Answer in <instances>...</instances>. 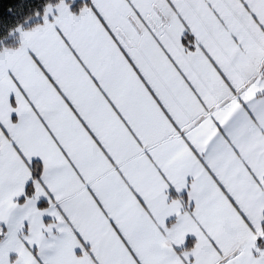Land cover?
I'll return each instance as SVG.
<instances>
[{"label": "snow or ice", "instance_id": "1", "mask_svg": "<svg viewBox=\"0 0 264 264\" xmlns=\"http://www.w3.org/2000/svg\"><path fill=\"white\" fill-rule=\"evenodd\" d=\"M0 264H264V0H0Z\"/></svg>", "mask_w": 264, "mask_h": 264}]
</instances>
